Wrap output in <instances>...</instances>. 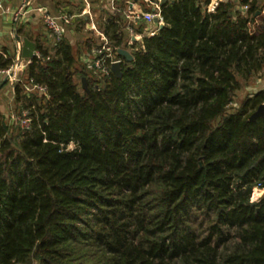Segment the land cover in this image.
<instances>
[{"label": "trees", "instance_id": "1", "mask_svg": "<svg viewBox=\"0 0 264 264\" xmlns=\"http://www.w3.org/2000/svg\"><path fill=\"white\" fill-rule=\"evenodd\" d=\"M209 1L161 0L118 75L39 47L22 78L45 92L13 85L29 128L0 114V264H264V91L228 112L264 71V0Z\"/></svg>", "mask_w": 264, "mask_h": 264}, {"label": "crops", "instance_id": "2", "mask_svg": "<svg viewBox=\"0 0 264 264\" xmlns=\"http://www.w3.org/2000/svg\"><path fill=\"white\" fill-rule=\"evenodd\" d=\"M2 1L11 7H16L20 2V0ZM127 1L130 0H35V6L52 16L66 13L71 17V23L65 26L66 32L63 38L71 45L78 63L86 66L91 58L92 48L100 42L98 35L103 33L106 36L105 23L118 16L121 23L125 24L121 12L125 9ZM134 11L149 12L151 7L138 1L135 2ZM142 25V31L139 32L137 28L140 24L135 27V31L143 36H147V30L155 26L146 23ZM24 40L32 42L35 49L39 50L40 47L50 53L57 43L49 38L45 24L38 14H27L18 24H12L9 18L0 16V54L14 56L19 44L23 48ZM14 109L13 84L4 82V78L0 76V114L11 123L13 121H10V116L14 113Z\"/></svg>", "mask_w": 264, "mask_h": 264}, {"label": "built area", "instance_id": "3", "mask_svg": "<svg viewBox=\"0 0 264 264\" xmlns=\"http://www.w3.org/2000/svg\"><path fill=\"white\" fill-rule=\"evenodd\" d=\"M144 2L151 7L149 12H135L134 5L135 2ZM223 0H210L209 4L205 6L208 12H213L219 2ZM161 0H130L126 2L125 9L121 12V16L124 19L125 27L124 31L127 35L126 37V47L116 48L112 46V43L108 38L100 33L99 44L95 45L91 50V58L86 63L87 70H94L101 74L108 73V68L115 63H121L120 56L117 54L119 49H124L130 54L136 49L133 48L134 42H141L144 37L143 34H138L135 31V27L139 24L146 23L148 25L154 24L155 26L147 30L146 35L152 36L157 33L161 25H163V20L161 16ZM246 10V7H244ZM38 14L45 24L49 38L56 42L63 39L66 32L65 26L71 23V17L68 14H60L58 16H52L42 8L35 6V0H20L16 7H11L2 0H0V16L7 17L10 19L12 24H18L24 16L27 14ZM6 58V56L4 55ZM12 59V64L5 70H0V76L6 79V82L11 84H21L24 88V92H39L44 93L45 88L43 86L37 85L32 79L24 81L22 78L24 70L30 64V60L33 58L40 59L41 54L39 50L35 49L33 51V57L31 59H25L21 55V49L17 48L14 56L10 57ZM17 121L22 130L28 129L30 124V117L28 110L22 109L19 114L13 113L10 116V121ZM257 189V188H256Z\"/></svg>", "mask_w": 264, "mask_h": 264}, {"label": "rangeland", "instance_id": "4", "mask_svg": "<svg viewBox=\"0 0 264 264\" xmlns=\"http://www.w3.org/2000/svg\"><path fill=\"white\" fill-rule=\"evenodd\" d=\"M224 1V0H223ZM264 91V71L256 74L255 76L251 77L247 81L240 80V89H238L235 93V96L233 98V101L229 107L228 112H232L239 108V106L242 104V102L249 96L253 95L257 91ZM264 104V103H263ZM13 122H8L9 129H10V136L11 134H15L16 130L19 129L16 126H14ZM12 135V136H13ZM69 149L71 146L68 147ZM264 197V189H254L253 191V199L257 200L259 198Z\"/></svg>", "mask_w": 264, "mask_h": 264}, {"label": "water", "instance_id": "5", "mask_svg": "<svg viewBox=\"0 0 264 264\" xmlns=\"http://www.w3.org/2000/svg\"><path fill=\"white\" fill-rule=\"evenodd\" d=\"M235 1V0H234ZM163 25L160 26V28H162ZM18 48L22 49V56L25 59H31L33 57V51L35 50V46L32 42L28 41V40H24L23 41V48H21L20 44L18 45ZM117 54L123 58H125L126 60H131L132 59V55L124 50V49H119L117 51ZM111 70L115 73V74H119L120 72V65L119 63H115L111 66ZM7 80L5 79L4 82H6ZM82 82V86L84 89H86L87 83H86V79L82 78L81 79ZM264 116V104H261L257 110L251 115L250 120H254L258 117H262Z\"/></svg>", "mask_w": 264, "mask_h": 264}]
</instances>
